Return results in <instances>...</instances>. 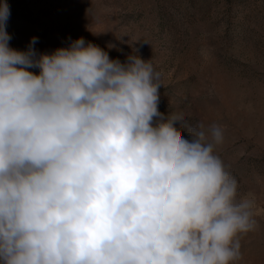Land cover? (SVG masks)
I'll return each mask as SVG.
<instances>
[{
	"label": "clouds",
	"instance_id": "9594fccd",
	"mask_svg": "<svg viewBox=\"0 0 264 264\" xmlns=\"http://www.w3.org/2000/svg\"><path fill=\"white\" fill-rule=\"evenodd\" d=\"M9 16L0 0V264H237L255 196L217 154L222 127L162 113L137 49L17 50Z\"/></svg>",
	"mask_w": 264,
	"mask_h": 264
},
{
	"label": "rangeland",
	"instance_id": "374dc122",
	"mask_svg": "<svg viewBox=\"0 0 264 264\" xmlns=\"http://www.w3.org/2000/svg\"><path fill=\"white\" fill-rule=\"evenodd\" d=\"M7 3L12 48L27 50L37 37L36 51L51 53L83 37L121 62L135 48L162 73V113L222 127L217 154L239 194L255 196L256 227L242 236L237 264H264V0Z\"/></svg>",
	"mask_w": 264,
	"mask_h": 264
}]
</instances>
